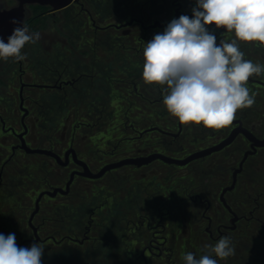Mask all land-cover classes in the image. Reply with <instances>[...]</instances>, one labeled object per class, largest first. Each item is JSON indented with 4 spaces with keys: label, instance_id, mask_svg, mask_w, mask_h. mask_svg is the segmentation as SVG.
Listing matches in <instances>:
<instances>
[{
    "label": "flooded vegetation",
    "instance_id": "flooded-vegetation-1",
    "mask_svg": "<svg viewBox=\"0 0 264 264\" xmlns=\"http://www.w3.org/2000/svg\"><path fill=\"white\" fill-rule=\"evenodd\" d=\"M195 5H26L27 26L39 14L62 17L63 43H29L26 60L0 59V233L30 228L20 247L45 239L42 226L56 243L93 232L112 264H184V254L198 258L227 236L235 255L219 264H264V74L247 83L255 104L219 129L181 124L163 88L142 79L146 43ZM208 30L217 43L235 38ZM238 43L264 64V46ZM70 225L85 230L71 235Z\"/></svg>",
    "mask_w": 264,
    "mask_h": 264
},
{
    "label": "clouds",
    "instance_id": "clouds-1",
    "mask_svg": "<svg viewBox=\"0 0 264 264\" xmlns=\"http://www.w3.org/2000/svg\"><path fill=\"white\" fill-rule=\"evenodd\" d=\"M192 17L172 19L162 33L154 35L143 50L142 79L163 88V104L181 124H203L219 129L230 125L238 110L255 104L250 77L264 74V64L244 58L242 42L264 46V0H196ZM13 29L7 43L0 38V59L26 60L24 47L40 40L23 22ZM209 25L234 33L231 42L219 40ZM206 254L183 255L184 264H219L235 255L230 237L204 246ZM44 247H19L14 233H0V264H42ZM213 255L219 259L213 258Z\"/></svg>",
    "mask_w": 264,
    "mask_h": 264
},
{
    "label": "trees",
    "instance_id": "trees-1",
    "mask_svg": "<svg viewBox=\"0 0 264 264\" xmlns=\"http://www.w3.org/2000/svg\"><path fill=\"white\" fill-rule=\"evenodd\" d=\"M41 9L42 7L38 6L36 12H40ZM46 18L47 17L40 16L39 14L37 18H31L30 22H39L40 20L43 22L46 20ZM74 221H79L78 217H75L71 222ZM67 229L70 231L71 235H74L76 233L75 236L78 237L82 234L83 230H85L83 226L78 225H70V227H68ZM67 229H64V231H66ZM54 230H57V232L59 233L63 232V228L61 226L55 227ZM7 231H11L12 233H14L16 239H23L28 235V233H31V229L25 226L16 229H7ZM50 231L51 229L47 226H42L39 228L40 234L43 236V238H45L41 242H37L44 247L42 264H112V260L99 257V253L101 252V245L97 244V242L95 241L93 232L88 233L89 238L84 243H80V241L74 239H65L61 242L56 243L52 242L51 240H46L47 236L50 235ZM92 231H94V229H92ZM32 244L34 243L25 242L20 247L30 248ZM102 246L109 249L110 245L108 243Z\"/></svg>",
    "mask_w": 264,
    "mask_h": 264
},
{
    "label": "water",
    "instance_id": "water-1",
    "mask_svg": "<svg viewBox=\"0 0 264 264\" xmlns=\"http://www.w3.org/2000/svg\"><path fill=\"white\" fill-rule=\"evenodd\" d=\"M17 1L18 4L11 8L8 9L0 8V38H2L5 41V43H7L8 37L12 34L13 29L17 26H21V25L13 24L12 20L15 19L17 21H20L21 23L24 21L26 5L38 3L41 5H51L54 9H59L66 6L73 0H17ZM37 209H38V205L37 208L34 210L33 214L37 211ZM38 239L39 236L31 240L37 241Z\"/></svg>",
    "mask_w": 264,
    "mask_h": 264
},
{
    "label": "rangeland",
    "instance_id": "rangeland-1",
    "mask_svg": "<svg viewBox=\"0 0 264 264\" xmlns=\"http://www.w3.org/2000/svg\"><path fill=\"white\" fill-rule=\"evenodd\" d=\"M4 5L7 7L13 6L17 4L16 0H1ZM57 18L56 21L51 19V21H32L27 27L30 32H39L41 34V38L37 43H41L44 45H49L53 43L62 44L63 43V35H62V17H54ZM29 236H32V233H28Z\"/></svg>",
    "mask_w": 264,
    "mask_h": 264
}]
</instances>
